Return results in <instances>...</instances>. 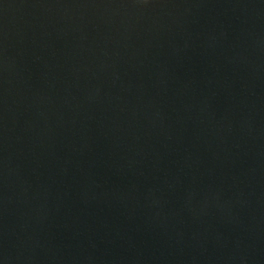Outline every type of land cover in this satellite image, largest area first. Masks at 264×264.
Here are the masks:
<instances>
[{
	"label": "water",
	"instance_id": "1",
	"mask_svg": "<svg viewBox=\"0 0 264 264\" xmlns=\"http://www.w3.org/2000/svg\"><path fill=\"white\" fill-rule=\"evenodd\" d=\"M0 264H264V0H0Z\"/></svg>",
	"mask_w": 264,
	"mask_h": 264
}]
</instances>
